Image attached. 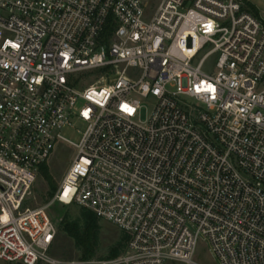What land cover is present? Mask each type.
<instances>
[{"label": "built area", "instance_id": "obj_1", "mask_svg": "<svg viewBox=\"0 0 264 264\" xmlns=\"http://www.w3.org/2000/svg\"><path fill=\"white\" fill-rule=\"evenodd\" d=\"M74 119L78 142L61 134ZM61 142L72 162L31 207ZM55 203L128 236L115 258L64 264H195L200 240L218 264H264V18L252 0H0V260L58 263Z\"/></svg>", "mask_w": 264, "mask_h": 264}, {"label": "rangeland", "instance_id": "obj_2", "mask_svg": "<svg viewBox=\"0 0 264 264\" xmlns=\"http://www.w3.org/2000/svg\"><path fill=\"white\" fill-rule=\"evenodd\" d=\"M252 3L260 10L261 15L264 18V0H252ZM211 58L207 60L206 66H208ZM101 70H97L95 74H101ZM154 103V98H148L147 100H142L143 107L141 109V119L144 120L148 113L151 111ZM86 127V123L75 120L73 127H64L61 131V134L73 141L78 142L80 139V132L83 131ZM74 156V148L68 143L61 142L57 145L54 153L49 158V160L45 163L47 167V171L49 174V178L46 179L38 174L32 190L30 199L28 201L29 206L38 207L43 206L52 199L54 193L56 192L58 185L68 169L69 165L72 162ZM54 187H51V186ZM48 213L55 220L59 221L60 218H64L65 216L75 219L80 216L81 207L78 205H62L60 203L53 204L49 209ZM100 225V233H99V241L98 246L94 254L88 258H82V252L74 245V241L64 232H62L59 227L57 229V234L55 238L54 245L52 246L49 254L50 257L54 258L58 263L64 264L68 261L74 260H103L109 259L108 255L112 247L117 245L118 243H122V236L124 232L118 229L114 224L105 221L99 220ZM124 244V242H123ZM195 264H218L214 259L212 254L208 249V245L205 240H200L199 246L194 255ZM0 264H13L9 262H5L0 260ZM50 264V263H43ZM171 264H188L182 261H172Z\"/></svg>", "mask_w": 264, "mask_h": 264}, {"label": "trees", "instance_id": "obj_3", "mask_svg": "<svg viewBox=\"0 0 264 264\" xmlns=\"http://www.w3.org/2000/svg\"><path fill=\"white\" fill-rule=\"evenodd\" d=\"M39 175L48 179L47 167L43 164L40 167ZM51 187H54L53 185ZM99 218L90 210L81 208L78 218L72 219L67 216L61 219L59 229L73 239L74 245L82 252V258L91 257L96 251L99 241L100 225ZM128 236L124 233L122 243L111 248L108 258H115L125 247ZM124 242V244H123Z\"/></svg>", "mask_w": 264, "mask_h": 264}]
</instances>
